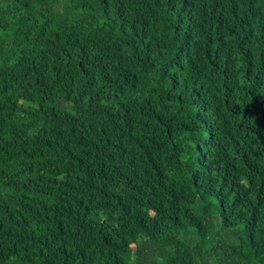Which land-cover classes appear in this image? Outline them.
<instances>
[{
	"label": "trees",
	"instance_id": "1",
	"mask_svg": "<svg viewBox=\"0 0 264 264\" xmlns=\"http://www.w3.org/2000/svg\"><path fill=\"white\" fill-rule=\"evenodd\" d=\"M0 264H264V0H0Z\"/></svg>",
	"mask_w": 264,
	"mask_h": 264
}]
</instances>
